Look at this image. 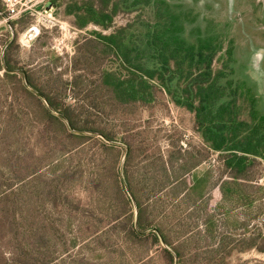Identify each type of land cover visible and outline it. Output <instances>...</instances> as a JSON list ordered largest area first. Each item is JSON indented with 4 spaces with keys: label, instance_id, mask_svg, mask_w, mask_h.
Returning a JSON list of instances; mask_svg holds the SVG:
<instances>
[{
    "label": "trees",
    "instance_id": "1",
    "mask_svg": "<svg viewBox=\"0 0 264 264\" xmlns=\"http://www.w3.org/2000/svg\"><path fill=\"white\" fill-rule=\"evenodd\" d=\"M48 5V9H63V14L72 16L73 26L79 31L94 25L111 32H93L78 44L76 63L81 69H77L80 75L74 77L72 90L84 93L91 111H78V107L63 103L64 95L58 99L43 91L31 71L26 72L29 86L62 114L71 128L93 132L110 141L117 139L115 133L95 120L101 114L99 106L104 99L122 108L147 109L157 102L156 91L163 92L175 107L193 116V129L201 145L221 158L219 162L228 179L215 186L219 190L221 216L230 232L218 235L213 216L203 220L186 216L188 210L196 207L197 200H204L209 172L188 178L184 186L186 175L203 160L173 181L163 164L164 155L141 161L139 164L148 162L143 167L147 184L153 181L147 192L145 187L139 188L145 180H137L129 169L135 167L138 155L135 143L124 137L121 141L127 145L128 153L123 175L136 201L134 217L117 169L124 150L94 135L69 132L63 120L26 87L23 76L18 78L14 73L12 43L4 52L3 66L0 61L4 70L0 84L10 81L20 88L10 105L2 96L4 88H0V264H79L81 259L74 255L86 247L100 264H108L103 263L105 259L110 264H149L154 257L148 255L152 249L145 253L143 250L148 241H152L155 251L159 250L164 264H227L230 257L251 250L264 257V235H254L250 227L263 215L264 187L245 186L243 182L249 181L248 169L257 160L264 161V115L257 109L252 89L236 74L230 48L224 49V43L211 29L203 35L196 28L187 29L195 22L193 12L167 0H50ZM119 13L135 16L115 27L113 19ZM92 69L97 72L96 80L88 82L86 73ZM26 102H35V108L30 110ZM36 116L44 123L31 124L30 119ZM51 129L54 137L48 133ZM27 131L32 132L35 141L29 153L20 140ZM57 135L61 144H54ZM94 141L101 144L106 154L112 153L93 184L99 191L95 215L88 218V223L82 222L84 214L78 209H68L67 216L62 214L56 219L46 216L44 210H62L65 194L83 184L79 181L76 185H63L67 172L61 171L64 160L60 158L75 154ZM42 153H49L48 159L39 160ZM168 155L177 159L175 166H182L181 156L175 158L174 151ZM159 162L164 166L163 174L156 168ZM163 198L165 202L158 205ZM77 225L86 226L77 235H69V239L61 234ZM147 231L151 233L142 235ZM200 239H210L212 244L200 246ZM160 243L172 249L176 261ZM123 246L130 256L121 252V256L112 258L111 254L118 250L120 253Z\"/></svg>",
    "mask_w": 264,
    "mask_h": 264
},
{
    "label": "rangeland",
    "instance_id": "2",
    "mask_svg": "<svg viewBox=\"0 0 264 264\" xmlns=\"http://www.w3.org/2000/svg\"><path fill=\"white\" fill-rule=\"evenodd\" d=\"M19 1L20 4L15 7V10L20 13L18 15H10L9 12L6 11L3 0H0V10H2L0 13L1 65H4L5 50L13 43L11 52L13 61L12 66H15L14 73L18 74V78H22V74L19 71H24L25 73L31 71L34 81L39 80L37 84L43 91L56 95L58 99L64 95L63 103L70 105L71 107H78V111H83L85 113L91 111L89 100L86 101L83 98L84 93H77L78 90H76V88L75 90H72L74 77L80 75L77 72V69H81L80 66H78V63H76L78 57L77 48L78 44L82 43L83 39L90 38V35H92L93 32H100L102 35H108L111 31L102 30L94 25H88L83 31L77 30L73 26V17L63 14V9H48V7H50L48 5L50 0ZM175 2L182 4L186 10L194 11L198 16L196 24L190 26V28L192 27L191 29L197 27V29H200L203 34V30H205L207 24L206 22L209 20L212 24L209 22L208 24H211L216 33H222V35L226 34V39L234 40L236 45L235 56L238 64L240 63V66L237 67L238 76L252 89L256 96L257 109L264 115L262 72L260 69L258 70L257 66H246L244 68L247 59L248 63H250L251 57L258 52V49H264V0L261 2L256 0H175ZM226 13H228V15H226ZM145 14L148 15V12L146 11ZM134 16L135 13H119L114 17L113 24L115 27H121L133 19ZM226 21H228L231 26H226ZM8 23H10V25H8ZM230 27H233V29ZM234 31L236 33H234ZM245 55H248V57L246 58ZM263 55L257 54L256 58L258 60H263L261 68L264 72ZM59 59L60 63H58ZM104 61L105 60H103V63ZM1 65L0 78L4 74ZM86 74L88 82L96 80L95 77L97 72L95 69L90 70ZM0 88H4V95L1 92L0 94L7 99V105L12 104L14 102V95L19 94L20 92V88L14 87L10 81L0 84ZM31 89L35 91L32 87ZM33 91L31 92L33 93ZM87 93L88 91L86 94ZM156 96L157 102L147 109L122 108L108 102L107 99L103 100V103L99 106L101 114H99L98 119L96 116L95 120L108 131L115 133L117 138L115 141L103 139L101 136L93 132L76 131L73 128L72 129L77 132L76 134L78 135H94L106 144L116 146L119 149H122V151L124 150V153H120L117 169L123 188L125 189V184L132 197L133 201L125 190L132 204L133 210V202L136 206V201L126 184L123 175L124 163L126 160L125 158L123 162V157L128 153V147L122 143V138L127 137L135 143L134 147L138 155L134 160V165L135 167H139L135 169V167L132 168V166L129 169L131 172H135L133 174L137 176V180H145L143 167L147 165L148 162H144V164L139 163L147 160V158L151 159L152 157H155L156 159L158 158V155H164L165 159L163 160L165 162L163 161V164H165V169L168 170L172 176V181L175 178L178 179L179 176L184 175L185 172H189L191 169L195 168L196 164L201 163L203 160L204 162H202L199 167L197 166L195 170L191 171L190 175H186L187 178L184 180V186L189 182H187L188 178L194 177L197 174L198 176H203L205 173L209 172V183L206 184L204 200L202 202L197 200V202H195L196 207L191 211L188 210L186 216L189 214V217H194V220H203L207 216H213L217 221L218 235L230 232V229L224 225L225 217L221 216L223 210L219 208L221 200L219 190L215 186L222 180L228 179L227 172H225L224 167L219 162L221 159L220 156H216L214 153L207 151L202 146L203 144L201 145V142L193 129V116L190 113L181 108L175 107L163 92L156 91ZM26 104L30 110L35 108V102H26ZM14 105L16 106V104ZM55 113L63 116L57 111H55ZM34 122L40 124L44 123L43 120L37 116L30 119L31 124H35ZM67 129L71 132L68 127ZM52 132L53 130L48 133L51 137H54L51 135ZM55 137L54 144H61V137L59 135ZM20 140L24 141L26 153H29L33 146H35L31 131L24 132L21 135ZM65 143L69 146L67 141H65ZM37 147H35V149H37ZM171 151H174L175 158L181 156L182 166H175V161L177 159L175 160L173 155H168ZM108 155H112V153L106 154L101 144L94 141L87 144L85 148L75 154H68L60 158V160H64L60 169L61 171L66 170L67 172L63 185H76L79 181L83 184L79 186L77 185L74 189L71 188V191L65 194L66 196L62 199L64 203L62 210L56 213L54 211L44 210V214L56 219V217H59L62 214L67 216L66 212L68 209L73 212H76V209H78L84 214V220L82 222L88 223V218L95 215L94 207H98L99 205V191H96V189L93 188V184L99 179V171L101 170V167L104 166L105 161L108 164ZM56 156L58 157L59 155ZM48 157L49 153H42L38 156V159H48ZM191 157L195 159H191ZM163 164L160 162L156 163L157 170L161 171L162 167H164ZM161 174H163L162 171ZM247 177L249 181H243L245 186L248 184L251 187H264V161L257 160L248 169ZM152 184L153 181L147 184V181L145 180V182L141 183L139 188L141 189L145 187L148 192L152 189ZM39 187L40 186H38V189ZM164 202L165 198L159 200L158 205H161ZM191 202L193 203L194 201L191 200ZM262 203L264 204V202ZM184 204V207H186L187 203L185 201ZM262 208L263 215L261 219L252 222V225H250L254 235H257L258 233L264 235V205ZM155 210L157 211V208H155ZM133 213L135 217V210ZM71 216L74 217L73 215ZM174 216L172 218H174ZM101 224H103V221H101ZM85 226L86 225H77L74 226L72 231L63 230L61 234L69 239V235H73V233L77 235L80 230L83 228L85 229ZM134 226L137 229V225L134 224ZM203 229L204 228H202V230ZM149 233L151 232L147 231L142 235H147ZM222 238L220 244L222 243ZM113 240L116 241L115 238H113ZM123 244L127 245L126 243ZM207 244H212L210 243V239H200V246ZM143 245H145V243ZM151 246L152 241H148L145 245V249H143L144 253L148 248L152 249L148 255L154 257L153 260L148 261V263L164 264V261L161 259V253H158L159 250L157 252L155 251V248H152ZM160 246L173 253L172 249L166 244L160 243ZM59 249L60 246L56 250ZM90 250L91 249L86 247L83 251H78L77 255H74V258L81 259L79 264H100L98 260H94L90 256ZM121 252L125 257H129L131 254L125 247L120 253L118 250L115 254H111V257L116 258L118 254L121 256ZM73 254H71V256ZM103 263L110 264L107 259H105ZM226 263L264 264V257L256 253L254 250H251L240 252L233 257H230Z\"/></svg>",
    "mask_w": 264,
    "mask_h": 264
},
{
    "label": "flooded vegetation",
    "instance_id": "3",
    "mask_svg": "<svg viewBox=\"0 0 264 264\" xmlns=\"http://www.w3.org/2000/svg\"><path fill=\"white\" fill-rule=\"evenodd\" d=\"M169 3H171V4H178V5H182V4H180V3H176L175 2V0H167ZM256 1H258V2H261L262 0H256ZM183 6V5H182ZM220 10V9H219ZM192 11V10H191ZM193 12V14L195 15V22L193 23V25H195L196 24V20L198 19V16L196 15V13H194V11H192ZM222 12H224V11H222ZM226 15H228V13H226ZM206 20V19H205ZM227 20V19H226ZM208 22L209 23H211L212 24V22L211 21H209L208 20ZM208 22H206L207 24H206V27H205V30H203V32H205L207 29H211L212 30V33H213V35L214 36H218L221 40H222V42L224 43V49L226 48V47H228V48H230V50H231V54H232V56H233V59H234V68H235V72H236V74L238 75V73H237V67L238 66H240V63L238 64V61H237V59H236V56H235V53H236V45H235V43H234V40L233 39H226L225 38V36H226V34L225 35H222V33H216L215 31H214V29L212 28V26H211V24L209 25L208 24ZM225 25L226 26H231L230 24H229V22L228 21H226V23H225ZM189 26V25H188ZM192 26V25H191ZM190 28V26L188 27V29ZM194 28V27H193ZM230 28H232L233 29V27H230ZM196 29H197V27H196ZM197 30H199L200 31V29H197ZM201 32V31H200ZM234 33H236L235 31H234ZM202 34V33H201ZM204 34V33H203ZM202 34V35H203ZM224 51V50H223ZM257 54H264V49H258V52H256L252 57H251V62L250 63H248V59L246 60V62H245V65H244V68L247 66V67H250V66H253V67H258V70L260 69V71L262 72V86H263V88H264V72H263V70H262V68H261V64H262V62H263V60H258L257 58H256V55ZM246 56V58L248 57V55H245ZM263 57H264V55H263ZM25 75H26V73H25ZM23 76V75H22ZM255 98H256V96H255Z\"/></svg>",
    "mask_w": 264,
    "mask_h": 264
},
{
    "label": "water",
    "instance_id": "4",
    "mask_svg": "<svg viewBox=\"0 0 264 264\" xmlns=\"http://www.w3.org/2000/svg\"><path fill=\"white\" fill-rule=\"evenodd\" d=\"M2 17H3V16H2ZM8 25H10V23H8ZM11 34H12V31H11ZM19 72L23 75L24 83H25L26 87H27L29 90L33 91V90L31 89V87L29 86L27 80H26L25 72H24V71H19ZM33 93H34L35 95H37V96L42 100V102L45 104V106L47 107V109H48L51 113L55 114L57 117H59L60 119H62V120L64 121V123L67 125V127L69 128V130H70L71 132H75V131L70 127L68 121H67L63 116L58 115V114L55 113V111L52 109V107H51L49 104H47L45 98H44L41 94L37 93L36 91H33ZM75 133H77V132H75ZM125 158H126V154H125L124 157H123V162H124V159H125ZM123 162H122V164H123ZM122 164H121V168H122ZM124 187H125V190H126L128 196H129L130 199L132 200V197H131V195H130V193H129V191H128V188H127V186H126L125 184H124ZM132 201H133V200H132ZM133 206H134L135 214L137 215V209H136V206H135L134 202H133ZM152 231H153V230H152ZM165 249H166V248H165ZM171 253H172V252H171ZM172 255L174 256L173 253H172ZM174 259H175V261H176V257H175V256H174Z\"/></svg>",
    "mask_w": 264,
    "mask_h": 264
},
{
    "label": "built area",
    "instance_id": "5",
    "mask_svg": "<svg viewBox=\"0 0 264 264\" xmlns=\"http://www.w3.org/2000/svg\"><path fill=\"white\" fill-rule=\"evenodd\" d=\"M3 2H4V5L6 7V11L9 12L10 15H18L20 13L19 11L15 10V7L18 4H20L19 0H3ZM41 7H43V6H41ZM26 9H28V8H26Z\"/></svg>",
    "mask_w": 264,
    "mask_h": 264
}]
</instances>
